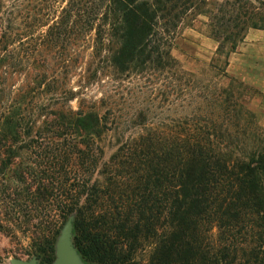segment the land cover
<instances>
[{
    "label": "trees",
    "instance_id": "16d2710c",
    "mask_svg": "<svg viewBox=\"0 0 264 264\" xmlns=\"http://www.w3.org/2000/svg\"><path fill=\"white\" fill-rule=\"evenodd\" d=\"M0 13L2 72L12 62L43 71L47 55L73 67L86 49L117 74L176 78L182 93L174 129L145 121L105 163L111 108L74 110L69 90L68 109L47 126L2 114L0 209L22 218L40 264L55 261L70 218L86 264H264V128L227 72L250 31H264V0H0ZM200 16L217 43L203 78L172 54L181 26ZM57 72L39 78L55 104ZM15 176L24 187L9 183Z\"/></svg>",
    "mask_w": 264,
    "mask_h": 264
},
{
    "label": "rangeland",
    "instance_id": "374dc122",
    "mask_svg": "<svg viewBox=\"0 0 264 264\" xmlns=\"http://www.w3.org/2000/svg\"><path fill=\"white\" fill-rule=\"evenodd\" d=\"M0 17L2 20V13ZM206 23L207 18L204 16L185 21L172 51L184 70L200 78L204 77L202 72L207 71L217 48V43L206 34ZM21 28L25 29V25L22 24ZM250 32L249 38L231 55L227 72L230 78L246 87L244 101L258 115L264 128V31ZM28 47L19 51L22 57ZM90 53L91 50L83 49L79 62L64 69H61L62 63L56 62L53 55H47L48 66L43 71L33 67L28 70V66L21 67L18 62H12L2 72L0 64V138L3 113L7 115L11 112L29 125L47 126L57 114L68 109L69 90L77 95V99L70 104L74 110H78L82 103L85 109L94 107L101 116L111 108L110 125L116 127V131L105 132L101 137L103 163L108 162L119 142L137 136L141 123L146 121L147 127L162 129H174L177 126L183 102L176 78L150 72L142 75L117 74L105 61H90ZM56 70L61 81L57 92L58 104H55L53 89L46 87V84L39 85V78H42L44 72L48 80H52ZM140 112L146 113V117L137 118ZM28 156L29 153L22 150L17 162L27 165ZM2 157L0 148V159ZM20 179V176L11 177L9 183L24 187ZM7 211L3 206L0 209V264H10L12 259L33 258H37L40 264L38 257L32 254L35 249L34 239L25 230L22 218L9 216L12 219L8 221Z\"/></svg>",
    "mask_w": 264,
    "mask_h": 264
},
{
    "label": "water",
    "instance_id": "95a60500",
    "mask_svg": "<svg viewBox=\"0 0 264 264\" xmlns=\"http://www.w3.org/2000/svg\"><path fill=\"white\" fill-rule=\"evenodd\" d=\"M10 264H39L37 258L12 259ZM52 264H85L73 245L72 218L66 223L56 244V259Z\"/></svg>",
    "mask_w": 264,
    "mask_h": 264
},
{
    "label": "crops",
    "instance_id": "0c3cea01",
    "mask_svg": "<svg viewBox=\"0 0 264 264\" xmlns=\"http://www.w3.org/2000/svg\"><path fill=\"white\" fill-rule=\"evenodd\" d=\"M257 31H259V30H257ZM250 34H251V32L248 34L247 38H249ZM247 38H246V39H247Z\"/></svg>",
    "mask_w": 264,
    "mask_h": 264
}]
</instances>
